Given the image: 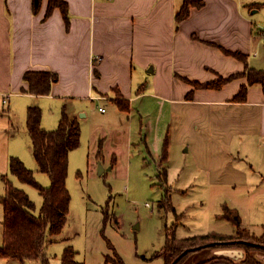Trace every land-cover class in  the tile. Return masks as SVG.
Listing matches in <instances>:
<instances>
[{
    "label": "crops",
    "instance_id": "crops-1",
    "mask_svg": "<svg viewBox=\"0 0 264 264\" xmlns=\"http://www.w3.org/2000/svg\"><path fill=\"white\" fill-rule=\"evenodd\" d=\"M65 1L69 24L58 7L46 16L49 0L37 13L33 0H0V102L11 109L14 99L27 107L52 101L61 115L77 117L81 125L96 112L104 116L109 103L111 114L103 121L112 124L111 143L127 148L131 158L138 150L145 165L152 156L168 181L167 164L178 145L176 172L184 186L199 179L210 190L241 186L253 199L264 190V86L248 85L246 99L236 100L248 84L243 75L219 88L195 85L243 72L246 62L236 52L247 56L248 66L264 69V19L254 15L264 9V0H203L181 22L176 13L183 0ZM27 71L55 72L58 80L49 94L30 93ZM120 99L127 110L117 104ZM166 135L168 157L160 162ZM224 205L238 210L250 233L264 234V223L252 228L237 206L222 201V210ZM216 216L235 228L216 232L236 234L223 211ZM215 249L212 256L233 250L242 259L238 249ZM260 257L264 264V254ZM0 264L41 262L0 256Z\"/></svg>",
    "mask_w": 264,
    "mask_h": 264
},
{
    "label": "rangeland",
    "instance_id": "rangeland-1",
    "mask_svg": "<svg viewBox=\"0 0 264 264\" xmlns=\"http://www.w3.org/2000/svg\"><path fill=\"white\" fill-rule=\"evenodd\" d=\"M254 15L256 19L263 20L264 9ZM36 103L42 109L44 129L56 128L61 107L52 101ZM104 104L108 109L105 115L111 114V105ZM27 105L14 99L9 109V103L0 102V196L5 192L3 174H6L30 195L36 204V213H39L43 204L39 189L21 181L10 171L11 157L17 156L34 171L42 185L49 186L51 183L50 176L38 169L33 155L27 129ZM105 115L96 112L81 125L80 144L69 153L66 183L71 196L70 208L64 228L52 235L53 240L47 245L46 255L50 264H61L68 247L74 250V259L82 264H117L106 261L108 255L112 259H117L119 255L125 264H165L163 256L155 254L165 243L166 227L175 225L176 232L186 236L213 230L234 232L231 223L216 216L223 211L222 201L237 206L245 219L254 224L252 228H261L264 223V190H260L253 199L245 194L247 188L241 186L237 189L229 186L222 190L213 186L210 190L209 185L200 179L184 186L185 179L179 178L181 173L176 172L181 162L178 145L170 156L171 163L167 164L171 179L165 182L159 175L165 168L161 167L159 172L158 163L152 156L148 155L150 163L145 165L138 150L131 158L127 148L122 146L123 149H120L111 143L112 130L108 129L112 124L107 125L103 121ZM113 152L116 154L113 155ZM221 195L224 200H220ZM167 198L171 199L176 212L160 205L163 199L167 206ZM3 213L0 201V243L3 238ZM216 252L215 248H206L194 252L191 259L196 263ZM259 254L264 252L256 256L263 264ZM241 260L236 262L245 264Z\"/></svg>",
    "mask_w": 264,
    "mask_h": 264
},
{
    "label": "trees",
    "instance_id": "trees-1",
    "mask_svg": "<svg viewBox=\"0 0 264 264\" xmlns=\"http://www.w3.org/2000/svg\"><path fill=\"white\" fill-rule=\"evenodd\" d=\"M42 1L33 0L35 13L40 10ZM203 5V0H183L176 13L177 22L186 19L190 15L192 7H202ZM56 7L61 9L66 23L69 24L68 3L65 0H49L46 16ZM235 54L246 62V68L243 72L229 77H221L218 81L196 82L195 85L197 87L219 88L237 75L246 76L248 84L242 86L235 96L236 100L246 99L248 85L260 83L264 86V69L248 66L245 54L241 52ZM24 79L29 83L28 92L44 95L50 93L52 84L58 80V74L50 71H27L24 74ZM117 104L123 110H127L129 107L128 103L122 99L117 100ZM41 121V107L37 104L30 105L28 107L27 129L32 141L33 155L39 170L50 176L51 183L49 186L42 185L36 179L34 171L28 168L19 157H11L10 171L21 181L36 186L43 197V204L39 213H36V204L30 195L23 188L16 186L6 174H3L6 188L0 196L4 208L0 256L40 260L41 264H50L46 255L47 245L52 241V235L62 231L69 213L71 196L66 183L68 158L70 151L80 144L81 124L77 117L71 118L65 111L61 115L58 126L54 129H44L41 126ZM169 144L170 140L166 135L161 154L162 162L168 157ZM162 177L166 182V170H163ZM167 199V206L164 205L163 199L160 201V205L176 212L171 199ZM223 216L236 226L235 235L210 231L178 237L176 227L173 225L166 227L165 243L155 255L163 256L165 264H238L236 257L227 254L214 255L196 263L191 259L192 254L196 251L210 247H223L240 249L243 252L242 263L260 264L256 256L257 253L264 252V234L257 236L244 228L240 213L235 208L224 205ZM186 249L188 251L183 254ZM74 254L75 252L71 247L66 248L62 257V264H82L74 259ZM106 261L125 264L119 255L117 259H112L108 255Z\"/></svg>",
    "mask_w": 264,
    "mask_h": 264
},
{
    "label": "water",
    "instance_id": "water-1",
    "mask_svg": "<svg viewBox=\"0 0 264 264\" xmlns=\"http://www.w3.org/2000/svg\"><path fill=\"white\" fill-rule=\"evenodd\" d=\"M102 170H103V168H102V166H101V171H102ZM187 251H188V249L184 250V251H183V254H184L185 252H187ZM232 251H233V250H228V251L226 252V254L235 257V255L232 253ZM234 251L238 252V250H236V249H234ZM240 252H241V250H240ZM239 256H243V252H241V254H239ZM239 256H237V257H239ZM172 264H173V263H172Z\"/></svg>",
    "mask_w": 264,
    "mask_h": 264
},
{
    "label": "built area",
    "instance_id": "built-area-1",
    "mask_svg": "<svg viewBox=\"0 0 264 264\" xmlns=\"http://www.w3.org/2000/svg\"><path fill=\"white\" fill-rule=\"evenodd\" d=\"M100 109H101V110H105V108H103V107H100Z\"/></svg>",
    "mask_w": 264,
    "mask_h": 264
}]
</instances>
